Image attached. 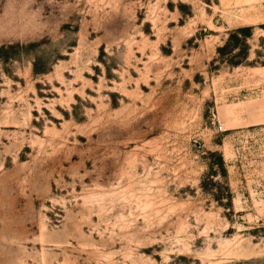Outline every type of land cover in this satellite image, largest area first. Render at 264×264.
I'll list each match as a JSON object with an SVG mask.
<instances>
[{
	"label": "rangeland",
	"instance_id": "1",
	"mask_svg": "<svg viewBox=\"0 0 264 264\" xmlns=\"http://www.w3.org/2000/svg\"><path fill=\"white\" fill-rule=\"evenodd\" d=\"M0 264H264V0H0Z\"/></svg>",
	"mask_w": 264,
	"mask_h": 264
},
{
	"label": "trees",
	"instance_id": "2",
	"mask_svg": "<svg viewBox=\"0 0 264 264\" xmlns=\"http://www.w3.org/2000/svg\"><path fill=\"white\" fill-rule=\"evenodd\" d=\"M248 33H249L248 27H240V28H237V29L233 30L232 32H230L225 44L222 47L218 48L219 55L222 56V55L226 54L227 50H229V48H234L237 45L239 46V50H244L245 48H247V44L245 43L246 40L243 37H247ZM227 62H229V64H232V65H238L241 61H238V60L233 61L232 59H230ZM214 156H215V159H214L215 163L219 164L220 169L223 170V160L221 159V156H219L217 154H214ZM212 165H213V163L210 164V170H209L210 175H214L212 173V172H214V170L212 169L213 168ZM208 181L212 182L211 180H208Z\"/></svg>",
	"mask_w": 264,
	"mask_h": 264
}]
</instances>
